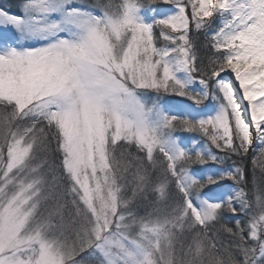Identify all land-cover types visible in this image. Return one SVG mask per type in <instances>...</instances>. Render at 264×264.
I'll return each instance as SVG.
<instances>
[{"label":"snow or ice","instance_id":"snow-or-ice-1","mask_svg":"<svg viewBox=\"0 0 264 264\" xmlns=\"http://www.w3.org/2000/svg\"><path fill=\"white\" fill-rule=\"evenodd\" d=\"M0 264H264V0L0 8Z\"/></svg>","mask_w":264,"mask_h":264},{"label":"rangeland","instance_id":"rangeland-1","mask_svg":"<svg viewBox=\"0 0 264 264\" xmlns=\"http://www.w3.org/2000/svg\"><path fill=\"white\" fill-rule=\"evenodd\" d=\"M0 8H4L5 10H8L12 14H19L22 11V0H0ZM233 160L236 161L237 165L243 164V166L246 168V179L248 181L247 189L249 190L252 188V181H253V168L254 165L252 163L251 157L244 158L241 160L240 158L234 157ZM232 163V162H229ZM256 176L260 175L259 169H256ZM231 183V182H229Z\"/></svg>","mask_w":264,"mask_h":264},{"label":"trees","instance_id":"trees-1","mask_svg":"<svg viewBox=\"0 0 264 264\" xmlns=\"http://www.w3.org/2000/svg\"><path fill=\"white\" fill-rule=\"evenodd\" d=\"M234 158V157H233ZM229 162H232V161H229ZM241 166H243V164H240ZM244 167V166H243ZM244 169H246L245 167H244ZM249 184V183H248Z\"/></svg>","mask_w":264,"mask_h":264}]
</instances>
